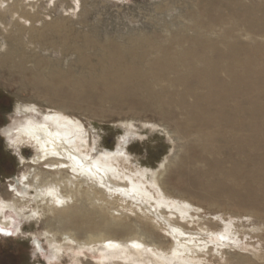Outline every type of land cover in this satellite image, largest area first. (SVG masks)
Wrapping results in <instances>:
<instances>
[{"label":"rangeland","instance_id":"374dc122","mask_svg":"<svg viewBox=\"0 0 264 264\" xmlns=\"http://www.w3.org/2000/svg\"><path fill=\"white\" fill-rule=\"evenodd\" d=\"M207 1L31 0L32 13H36L34 27L39 29L33 34L37 35L38 33L40 38L34 40V42L36 40L38 42L32 43V48L31 46L27 48V55L32 56V61H28L26 65H32V80L37 81H31L27 72H24L25 74L22 76L19 73L9 75L7 71H0V199L6 201L11 199L14 195V190L11 187L15 186V180L20 179L22 173H27L28 170L32 169L33 171L34 168V172L41 171L40 182L51 180L54 175L52 171L46 170V165L44 167L32 161L36 153L33 146L23 142L8 143L1 130L11 125L12 119L15 117L21 119L26 114L40 119L46 113L57 110L81 123L83 136L89 146L87 150L91 149L92 155L103 152L105 149H113L118 139L123 137L125 132L130 131L134 136L126 143L127 146L124 145L126 152L124 156L127 160L119 162L121 167L125 166L124 171L147 169L145 180L148 184L155 182V185L168 193L169 197L188 203L193 208L192 215L196 217L193 219L205 224L206 229L211 232L223 229L224 221L234 225H232V231L237 233V237L241 239L240 247L230 243L227 246L216 245L220 249L213 248V252L211 250L198 252L196 255L199 254L197 258L201 260V264H264V0ZM206 3H209L206 5L207 7ZM209 5H211L210 8ZM231 9H235L236 12L238 9V13L236 14ZM219 10L224 13L222 11L220 13ZM4 21L8 23L7 19ZM35 21L37 22L35 23ZM195 21L196 23H194ZM0 30V54H2L5 51L4 48L12 44V41L6 42L2 28ZM183 30L186 31L187 36ZM182 35L185 37L180 38ZM188 36H191V39ZM196 37L197 39H195ZM202 37L203 41H201ZM213 43H216L217 46ZM228 43L231 46L227 47ZM240 44L243 45L240 46ZM66 45L68 47L64 48ZM198 46L199 48H197ZM57 47L59 48L57 49ZM69 47L71 48L69 49ZM244 51H247V54ZM80 52L84 55H81ZM243 53L245 54L242 55ZM251 53L253 57L250 55ZM217 54L220 57L216 62ZM85 56L87 57L85 58ZM236 56L240 58L238 59ZM249 57H252V60ZM82 59H86V61L82 62ZM116 59H119L120 62ZM121 59L126 61L122 62L123 65H121ZM248 60L250 68H248ZM252 61L254 62L252 63ZM36 62L40 63L38 68L42 76L33 73L37 68ZM116 65L121 66L122 69L128 66L139 67L145 72L141 84L133 83L130 80L129 82L126 76L125 80H121L122 82L118 81V86L112 77H106L108 82L112 81L111 83H108L107 80L103 81L100 69L102 67L113 69V66L117 67ZM90 67H94V69L91 70ZM229 67L231 68L229 69ZM48 72H51L52 82H49L47 76L44 75ZM56 72L67 73L66 77L68 76L67 82L58 88L55 86L59 77ZM188 72L190 73L188 74ZM235 72L237 73L235 74ZM237 75H240L239 78ZM40 77L43 78L42 83ZM75 78L79 81L78 87L70 83ZM111 78L112 80H110ZM240 78L246 82L244 83ZM256 79L258 82L255 81ZM181 80L185 83L181 84ZM223 80L225 81L223 82ZM47 81L52 84L55 82V84H48ZM113 82L114 84H112ZM142 82L145 83V85L143 83L144 86ZM132 83L136 84L135 89L132 87ZM222 83L223 86H221ZM224 85L226 89H224ZM255 86L258 88L256 89ZM119 87L121 88L119 89ZM188 87L190 88L188 89ZM246 88L248 91L251 88L252 94L251 91L248 93ZM237 89L238 91H236ZM227 91H230V94ZM198 92L202 95L200 96ZM237 92H241V95ZM242 95L244 96L243 100L240 99L243 97ZM182 96H184V100ZM209 96L210 98H208ZM246 96L248 97L245 98ZM183 101H185V106ZM211 101L216 104H212ZM222 102L223 104H221ZM234 102L237 105L242 103L243 105H240L242 110L234 105ZM212 105H214V109ZM249 107L251 108L248 109ZM237 118H240V121ZM224 119L225 121H223ZM228 123L229 125L234 123V125L228 128ZM210 124L211 128H206L210 127ZM231 127L238 130L235 131ZM200 136L202 137L200 138ZM218 140L225 143L218 144ZM209 144L212 145L211 148ZM218 165L220 166L218 167ZM63 173L66 174L65 177ZM51 174L53 175L51 176ZM59 176L64 185L68 173H58L55 179L58 180ZM212 179L216 180L215 183L210 182ZM207 180L206 185L204 183ZM76 184L75 182L72 185V191L69 183L65 184L68 187L61 185L64 193L72 194V201L69 204L73 202L72 205L84 207L82 210L94 213H86L87 218L80 216L74 217L73 220V217L71 219L70 216H67L66 211L59 215L58 212H55V208L54 211L49 210L45 202L39 204L38 216H31L24 220L21 224V233L11 235V238L0 235V264H98L95 260L98 257L97 253H94V256L88 253L74 256L64 247L59 259L49 260L48 253H40L31 245L32 239L35 238L48 250L50 240L53 241L52 237H54V241L55 239L58 241V244L59 242L63 244L64 235H70L78 241L86 242L102 238L114 240L137 238L161 250L170 248L172 237L164 232L162 227L156 226L153 221V223L149 222L152 219L144 217L134 207L136 206L135 202L133 203L132 200L118 193L109 196L102 190L89 188L87 185L79 187ZM219 184L222 186L220 187ZM156 186H153V189L157 190ZM148 187L150 186L148 185ZM28 192L30 195L35 194L33 189H29ZM87 192L89 195L86 194ZM26 207L25 214L27 215L31 213L35 203L29 201L26 203ZM98 207L102 209L100 210ZM104 209L105 211H103ZM57 215L59 218L56 217ZM102 215L105 217L101 219ZM70 219L73 220V223ZM146 221L154 224L153 230L151 227L144 226ZM74 222L78 224H74ZM183 225L191 232L200 231L197 224L185 225L183 223ZM206 229L205 231H207ZM183 237H186L183 239L185 247L195 244V240L199 242L212 241L207 235ZM187 237L190 239L188 240ZM180 241L182 242V240ZM209 244H211L209 246L216 247L212 243ZM240 255L250 257L253 263L245 262Z\"/></svg>","mask_w":264,"mask_h":264},{"label":"bare ground","instance_id":"6f19581e","mask_svg":"<svg viewBox=\"0 0 264 264\" xmlns=\"http://www.w3.org/2000/svg\"><path fill=\"white\" fill-rule=\"evenodd\" d=\"M0 0V28H2L3 31V36H5L6 38V42H8V40L12 41V44H9L8 47L4 48L5 51L4 53L0 54V71H7L9 73V75H14L15 73H19L22 76H24L23 74H25L24 72L29 73L28 77H31V81L32 80V65L27 66V62L28 61H32V56H28L27 52H28V47L33 45L32 43H36L38 42V40H36V42H34V40L36 38H40V35L37 33V35L33 34L36 32L37 29H35L36 27H34V20H35V16L36 13H32V3L31 0ZM207 1V0H205ZM222 1H227V0H222ZM208 2V1H207ZM213 2V0H212ZM209 3H206V5H208ZM220 4V3H219ZM227 4V3H226ZM224 5V3H223ZM211 5H209L208 7L210 8ZM207 7V6H206ZM231 8V7H230ZM215 9V8H214ZM216 10V9H215ZM232 10V9H231ZM235 11V9H233ZM232 10V11H233ZM212 11V10H211ZM214 11V10H213ZM220 13L222 10H219ZM227 11V9H226ZM202 12V11H201ZM210 12V10H209ZM215 12V11H214ZM212 12V13H214ZM223 12V11H222ZM236 12V11H235ZM245 13V11H243ZM217 13V12H216ZM224 13V12H223ZM238 13V9L236 14ZM194 15V14H193ZM218 15V14H217ZM221 15V14H220ZM239 16V15H238ZM6 17V18H5ZM195 17V15H194ZM212 17V16H211ZM219 17V16H218ZM38 18V16H37ZM196 18V17H195ZM210 18V16H209ZM214 18V22H215V17L213 15ZM4 19L8 20V23L6 21H4ZM198 19V18H197ZM212 19V18H211ZM210 19V20H211ZM219 19V18H218ZM217 19V20H218ZM41 20V19H40ZM222 20V19H221ZM240 20V19H239ZM39 21V20H38ZM199 21V20H198ZM37 21H35L36 23ZM212 22V21H211ZM241 22V20H240ZM44 23V22H42ZM196 23V21L194 22ZM205 22H203L204 24ZM216 23V22H215ZM214 23V24H215ZM224 23V22H223ZM40 24V23H39ZM198 24V23H197ZM201 26V22L199 23ZM206 26L207 23H205ZM204 24V25H205ZM225 24V23H224ZM186 25V24H185ZM193 25V23H192ZM216 25V24H215ZM39 26V25H37ZM194 26V25H193ZM192 26V27H193ZM198 26V25H197ZM191 27V28H192ZM204 27V26H203ZM185 28V27H184ZM190 29V27H188ZM200 28V27H199ZM202 28V26H201ZM209 28V27H208ZM204 29V28H203ZM206 29V28H205ZM204 29V30H205ZM39 30V29H38ZM37 30V31H38ZM56 30V29H55ZM195 30V29H194ZM193 30V31H194ZM1 31V30H0ZM184 33L186 32L185 30H183ZM215 31V30H214ZM43 32V31H42ZM175 32V31H173ZM181 32V31H180ZM183 33V32H181ZM198 33V32H197ZM201 33V32H200ZM58 34V33H57ZM173 34V33H172ZM187 33H185L186 35ZM195 34V33H194ZM39 35V36H38ZM44 35V34H43ZM55 35V34H54ZM59 35V34H58ZM63 35V34H62ZM174 35V34H173ZM192 35V34H191ZM26 36V37H25ZM57 36V35H56ZM55 36V37H56ZM61 36V35H60ZM187 36V35H186ZM58 37V36H57ZM64 37V36H63ZM178 37V36H177ZM185 37V36H184ZM183 35L180 38H184ZM191 39V36H188ZM198 37V36H197ZM197 37L195 39H197ZM59 38V37H58ZM62 39V36H61ZM60 39V40H61ZM65 39V38H64ZM67 39V38H66ZM179 40V38H177ZM189 39V41H190ZM193 39V40H195ZM57 40V39H56ZM182 40V39H181ZM219 40V39H218ZM5 41V40H4ZM52 41V40H51ZM65 41V40H64ZM175 41H177L175 39ZM183 41V40H182ZM203 41V37L202 40ZM212 41V40H211ZM215 41V40H214ZM222 41V40H221ZM45 42V40H44ZM55 42V41H54ZM68 42V41H67ZM170 42V39H169ZM198 42H200V40H198ZM224 42V41H223ZM173 43V42H172ZM187 43V42H185ZM204 43V42H203ZM225 43V42H224ZM227 43V42H226ZM236 43V42H235ZM28 44V45H27ZM56 45L58 44L55 43ZM178 44V43H177ZM180 44V43H179ZM201 44V43H199ZM216 44V43H215ZM213 43V45H215ZM49 45V44H48ZM51 45V44H50ZM54 45V43H53ZM205 45V44H204ZM243 44H240V46ZM55 46V45H54ZM179 46V45H178ZM201 46V45H199ZM199 46L197 48H199ZM209 46V45H208ZM211 46V45H210ZM217 46V45H215ZM231 45H227V47H229ZM239 46V48H241ZM35 47V44H34ZM50 47V46H48ZM64 47V46H63ZM68 46L66 45L67 48ZM72 47V46H71ZM69 47V49L71 48ZM172 47V46H171ZM171 47H169L171 49ZM203 47V46H202ZM245 47V46H244ZM32 48V46H31ZM59 47H57L58 49ZM73 48V47H72ZM173 48V47H172ZM194 50L195 52L197 51ZM210 48V47H209ZM74 49V48H73ZM79 49V48H78ZM77 49V50H78ZM191 49V48H190ZM187 49V50H190ZM194 49V48H193ZM192 49V50H193ZM205 49V48H204ZM246 49V48H244ZM54 50V49H53ZM56 50V49H55ZM81 50V49H80ZM169 50V49H168ZM212 50V49H210ZM70 51V50H67ZM176 51V50H175ZM180 51V50H179ZM193 51V52H194ZM213 51V50H212ZM220 51V50H218ZM3 52V51H2ZM55 52V51H54ZM58 52V51H57ZM62 52V51H61ZM60 52V53H61ZM74 52V51H73ZM166 52V51H165ZM169 52V51H168ZM183 52V51H182ZM180 52V53H182ZM191 52V51H190ZM192 52V53H193ZM235 52V51H234ZM240 52V51H239ZM238 52V53H239ZM245 52V51H244ZM247 52V51H246ZM245 52V53H246ZM254 52V51H253ZM252 52V53H253ZM77 53V52H75ZM224 53V52H223ZM222 53V54H223ZM230 53V52H229ZM245 53H243L242 55H244ZM252 53L250 54L252 56ZM81 54V52H80ZM84 55V53H82ZM81 54V55H82ZM164 54V53H163ZM166 54V53H165ZM184 54V52H183ZM186 54V53H185ZM189 54V51H188ZM194 54V53H193ZM247 54V53H246ZM249 54V53H248ZM192 55V54H191ZM218 55V54H217ZM241 55V56H242ZM249 55V56H250ZM254 55V53H253ZM182 57V55H180ZM207 56V55H206ZM248 56V55H247ZM256 56V55H255ZM80 57V56H79ZM82 57V56H81ZM80 57V58H81ZM87 56H85L86 58ZM186 57V56H185ZM198 57V56H197ZM220 56L218 55L217 58L215 59V61L217 62V60H219ZM237 57V56H236ZM253 57V56H252ZM252 57L251 58L252 60ZM215 58V57H214ZM238 58V57H237ZM240 58V57H239ZM238 58V59H239ZM243 58V57H242ZM241 58V59H242ZM88 59V58H87ZM188 59V57H187ZM190 59V58H189ZM196 59V58H195ZM194 59V60H195ZM199 59V58H198ZM225 59V58H224ZM38 60H41L38 58ZM115 60V59H114ZM118 62H120L119 59ZM226 60V59H225ZM247 60V59H246ZM250 60V59H249ZM248 60V64L249 61ZM254 60V58H253ZM86 59H82V62H85ZM102 61V60H101ZM101 61H99V63H101ZM201 61V60H200ZM207 61V60H206ZM236 61V60H235ZM110 62V61H109ZM111 62H113V60H111ZM125 63L126 61H122L121 59V63ZM245 62V61H244ZM254 61H252L253 63ZM89 62H87V65ZM97 63V62H96ZM98 63V64H99ZM103 63V62H102ZM123 63L121 65H123ZM152 63V62H151ZM173 63V62H172ZM39 62H36L37 68H35V70L33 71V73H35L37 76H42L41 71L39 70L38 66H39ZM92 64V63H91ZM95 64V63H94ZM176 64V63H175ZM216 64V63H215ZM241 64V63H240ZM247 64V65H248ZM93 65V64H92ZM110 65V63H109ZM129 65V64H128ZM188 65V64H187ZM233 65V64H232ZM231 65V66H232ZM245 65V64H244ZM242 65V68H244ZM246 68H250V64L247 66ZM95 67V65H93ZM117 67L115 68V66H113L114 68H107L106 67H102L101 73H102V77H103V81H106V77H112L114 82H116V86H118V81H123L125 80L124 77L126 76L128 78V81L130 80L133 83H140L141 80L144 79L145 77V72L142 71L141 69H139V67H124V69L121 68V66L116 65ZM180 66V65H179ZM230 66V65H228ZM86 67V66H85ZM94 67H90L91 70L94 69ZM100 67V66H99ZM220 68V67H219ZM223 68V67H221ZM231 67H229L230 69ZM233 68V67H232ZM241 68V69H242ZM247 68V69H248ZM51 70V69H50ZM84 70V69H83ZM86 70V69H85ZM90 70V71H91ZM153 70V69H152ZM221 70V69H220ZM244 70V69H242ZM154 71V70H153ZM209 71V70H208ZM217 71V70H216ZM248 71V70H246ZM6 72V73H7ZM215 72V71H214ZM252 72V71H251ZM257 72V71H255ZM51 72H48V74H44L45 76H47V79L49 80V82H52V75L50 74ZM57 73V72H56ZM162 73V72H160ZM190 72H188L189 74ZM237 72H235L236 74ZM250 73V72H249ZM67 73H63V72H58L57 76L58 80H57V85H55L57 88L61 87L63 84H65L67 82V77H66ZM181 74V73H180ZM203 74V73H202ZM206 74V73H205ZM247 74V72H246ZM124 75V76H123ZM161 75V74H160ZM184 75V74H183ZM204 75V74H203ZM213 75V74H211ZM210 75V76H211ZM250 75V74H249ZM27 76V75H26ZM44 76V77H45ZM166 76V75H165ZM207 76V75H206ZM216 76V74H215ZM231 76V75H230ZM240 75H237V77ZM36 77V76H35ZM217 77V76H216ZM243 77V76H242ZM241 77V78H242ZM244 77L246 78V76L244 75ZM251 77V76H250ZM41 78V77H40ZM39 78V80H40ZM112 78L110 80H112ZM211 78V77H209ZM221 78V77H219ZM239 78V77H238ZM240 78V79H241ZM254 78V77H253ZM23 79V78H22ZM35 79V78H34ZM164 79V78H163ZM179 79V78H178ZM206 79V78H205ZM233 79V78H232ZM27 80V78H26ZM70 80V79H69ZM73 80V81H72ZM70 83H72L74 86L78 87L79 81L77 80V78L72 79ZM109 80V81H110ZM184 80V79H183ZM213 80V77H212ZM235 80V79H233ZM237 80V79H236ZM242 81H244L243 79H241ZM247 80V79H245ZM253 80V79H252ZM37 81V80H34ZM33 81V82H34ZM41 83L43 81V78H41ZM39 81V82H40ZM121 81V82H122ZM129 81V82H130ZM185 81V80H184ZM216 81V79H215ZM225 80H223L224 82ZM257 81V79L255 80ZM47 81L48 84H52L49 83ZM108 82V80H107ZM112 81L108 82L111 83ZM114 82L112 84H114ZM237 83H239L238 81H236ZM235 82V83H236ZM241 82V81H240ZM246 81H244L245 83ZM258 82V81H257ZM45 83V82H44ZM43 83V86H44ZM69 83V82H68ZM124 83L126 84V82L124 81ZM132 83V84H133ZM144 82H142L143 85ZM147 83V82H146ZM185 83L182 82L181 80V84ZM208 83V82H207ZM221 83V82H220ZM219 83V84H220ZM243 83V82H242ZM252 83H256V82H252ZM29 84V81H28ZM55 84V82L53 83ZM52 84V85H53ZM107 84V83H106ZM120 84V83H119ZM135 84V85H136ZM141 84V83H140ZM148 84V83H147ZM218 84V83H217ZM248 84V83H247ZM251 84V83H250ZM131 85V84H130ZM133 84V88L135 89V86ZM145 85V83H144ZM143 85V86H144ZM211 85V83H210ZM235 85V84H234ZM240 85V84H239ZM253 85V84H252ZM256 85V84H255ZM38 86V85H37ZM36 86V87H37ZM42 86V85H41ZM120 86V85H119ZM193 86V85H192ZM197 86V85H196ZM214 86V85H213ZM223 86V83L222 85ZM228 86V85H227ZM230 86V84H229ZM249 86V85H248ZM247 86V87H248ZM254 86V85H253ZM258 86V85H257ZM45 87V86H44ZM43 87V88H44ZM48 87V86H46ZM108 87V86H107ZM131 87V88H132ZM199 87V86H197ZM205 87V85L203 86V88ZM209 87V86H208ZM216 87V86H215ZM218 87V86H217ZM225 87V85H224ZM237 87V86H235ZM251 87V85H250ZM256 87V86H255ZM261 87V86H260ZM40 88V87H39ZM53 88V87H52ZM121 87H119L120 89ZM130 88V89H131ZM190 87H188L189 89ZM200 88V87H199ZM220 88V87H219ZM223 88V87H222ZM252 88V87H251ZM250 88V89H251ZM258 87H256L257 89ZM38 89V88H37ZM47 89V88H45ZM54 89V88H53ZM118 89V90H119ZM123 89V88H122ZM148 89V86H147ZM206 89V88H205ZM211 89V88H210ZM213 89V88H212ZM226 89V87L224 88ZM235 89V88H233ZM241 89H243L241 87ZM248 91V93H250V90ZM260 89V88H259ZM264 89V88H263ZM262 89V90H263ZM193 90V89H192ZM198 90V88H197ZM245 90V88L243 89ZM253 90V89H252ZM260 90V91H262ZM185 91V90H184ZM196 91V90H195ZM221 91V90H220ZM224 91V90H222ZM238 91V89L236 90ZM256 91V90H255ZM137 92V91H136ZM187 92V91H186ZM209 92V90H208ZM228 92V91H227ZM232 92V91H231ZM246 94V91H244ZM254 92V91H253ZM257 92V91H256ZM264 92V91H263ZM184 93V92H183ZM199 93V92H198ZM204 93V92H203ZM213 93V91H212ZM226 93V92H225ZM222 93V94H225ZM230 94V91L228 92ZM228 93H226L227 97H229ZM236 93V92H235ZM239 93V92H237ZM241 93V92H240ZM239 93V95H241ZM255 93V92H254ZM253 93V95H254ZM258 93V92H257ZM257 93H255L257 95ZM262 93V92H261ZM260 93V96H261ZM189 94V93H188ZM206 94V93H205ZM215 94V92L213 93ZM212 94V96H213ZM217 94H219L217 92ZM216 94V95H217ZM221 94V95H222ZM244 94V93H243ZM252 94V91H251ZM186 95V93H185ZM192 95V94H191ZM199 95L201 96L202 94L199 93ZM247 95V94H246ZM263 95V94H262ZM199 96V97H200ZM233 96H234V92H233ZM237 96V95H235ZM243 96V95H242ZM259 96V94H258ZM56 97V96H54ZM184 96H182L183 98ZM198 97V96H197ZM198 97V98H199ZM206 97V95H205ZM215 97V96H213ZM241 97V96H240ZM248 96H246L245 98H247ZM256 97V96H255ZM210 98V96L208 97ZM218 98V97H217ZM220 98V96H219ZM244 98L241 97L240 99ZM252 98V97H251ZM258 98V97H257ZM195 99V98H194ZM230 99V98H229ZM233 99V98H232ZM249 99V98H248ZM184 100V98H183ZM196 100V99H195ZM194 100V102H195ZM213 100V99H211ZM225 100V99H224ZM227 100V99H226ZM243 100V99H242ZM252 101V99H250ZM210 101V100H209ZM215 101V100H214ZM222 101V99H221ZM231 101V100H230ZM238 101V100H237ZM248 101V100H247ZM184 102V106H185V101ZM213 101H211L212 103ZM229 102V101H227ZM239 102V101H238ZM253 102V101H252ZM187 103V102H186ZM210 103V102H209ZM215 103V102H214ZM212 103V104H214ZM225 103V102H224ZM244 103V101H243ZM251 103V102H249ZM264 103V102H263ZM188 104V103H187ZM216 104V103H215ZM223 104V102L221 103ZM226 104V103H225ZM224 104V107H225ZM239 104V103H238ZM242 104V103H241ZM235 104L237 107H240V105ZM246 104V103H245ZM260 104V103H259ZM189 105V104H188ZM192 105V104H191ZM243 105V104H242ZM251 105V104H250ZM187 106V105H186ZM194 106V105H193ZM192 106V107H193ZM214 105H212V108ZM222 106V105H221ZM228 106V105H226ZM246 106V105H245ZM27 107V106H26ZM189 107V106H188ZM223 107V106H222ZM229 107V106H228ZM254 107V106H253ZM23 108V107H22ZM28 108V107H27ZM251 107H249L248 109H250ZM26 109V108H24ZM198 110V108H196ZM208 109V108H207ZM210 109V108H209ZM212 109V110H213ZM225 109V108H224ZM224 109H222L223 113H224ZM228 109V108H227ZM240 109L242 110V106L240 107ZM245 109V108H243ZM32 110V109H31ZM53 110V109H51ZM188 110V108H187ZM192 110V108H191ZM200 110V109H199ZM204 110V109H203ZM206 110V108H205ZM210 110L211 113H213V111L215 110ZM226 110V109H225ZM231 112V108L229 109ZM208 111V110H207ZM206 111V112H207ZM233 111V110H232ZM253 112V111H252ZM21 113V112H19ZM189 113V111H188ZM192 113H195L192 111ZM209 113V112H208ZM217 114V112H215ZM233 113V112H232ZM231 113V114H232ZM198 114V113H197ZM225 114V113H224ZM258 114V113H257ZM192 115V114H191ZM190 115V116H191ZM200 115V114H199ZM199 115H195V116H199ZM202 115V114H201ZM200 115V116H201ZM218 115V114H217ZM259 115V114H258ZM194 116V115H193ZM204 115H202L203 117ZM226 116V114L224 115ZM223 116V117H224ZM229 116V115H228ZM234 116V115H232ZM206 117V116H205ZM209 117V115H208ZM239 117V116H238ZM243 117V116H242ZM188 118V117H187ZM192 118V116H191ZM211 118V117H210ZM215 118V117H214ZM221 118V117H219ZM225 118V117H224ZM190 119V118H189ZM188 119V120H189ZM196 119V118H195ZM240 121V118H237ZM191 120V119H190ZM193 120V118H192ZM206 120V119H205ZM216 120V119H215ZM214 120V121H215ZM231 120V119H230ZM247 120V119H245ZM12 123L11 125L4 127L1 131L3 136L6 138V140L8 141V143H19V142H23L25 144H29L31 146L34 147L35 150V154L34 157L32 158V161L35 162V164L38 165H46V170L52 171L53 174H51V176L53 175V178L51 180H45V181H39V174L41 171L39 172H34V168L33 171L28 170L27 173H22L20 179L17 178V180H15V186L13 185L11 188L14 190V195L11 197V199L9 200H1L0 202V234L7 236V237H11V235H15L17 233H21V224L24 220H26L27 218L31 217V216H38L39 214V210H38V205L39 204H43L44 202L47 204L48 209L51 211L58 212L57 214H64V213H68L67 216H70L71 219L73 217H80V216H86V213L88 214H93V211H84L82 209H84V207H78L75 205L69 204L70 201H72V194H68L66 191V193L63 192V188L61 185H63L61 183V178L59 180H56V176L57 174L61 173V172H67L68 176H67V180L66 183H69V187L70 190L72 191V185H74V183L76 182L79 187L80 185H87L89 188H94L97 190H102L104 193L106 192L107 195L112 196L115 193H118L119 195L128 198L130 200L133 201V203L135 202L136 206H134L135 208H137L144 217L148 218V219H152L151 223L154 222V224L156 226L162 227V229L164 230V232H166L168 235H170V237H172V243L170 244V248L168 250H161L158 249L154 246H151L144 243L141 240H138L137 238H132V239H123V240H114L111 238H107V239H101V240H93V241H78L76 240L74 237L72 236H68V235H64L63 236V244L61 242L58 241H54V237L53 241L50 240V248L48 250H46L41 242L39 240L36 239V242L38 245L37 250L40 253H48L49 257L48 259H52V258H58L60 256H62V249L65 247L66 249H68L70 251V253H72L74 256L76 255H85L86 253L93 255L94 253H97L98 257L95 258V260L98 262V264H121L122 262H124L123 264H201V260L199 258H197L199 256V254L196 255V253L198 252H202L204 250H211L213 248H215V250L220 249V247H217L218 245L224 246V245H236L237 247H240L241 244V239H239L237 237V233L232 231V225L230 222L228 221H224L223 224V229L221 230H217L214 232H211L209 229L207 230L205 224L203 225L202 223H199V221L194 220L196 217L192 215V207L184 202V201H180L174 198L169 197L167 194L165 193L161 188L157 187L155 185V182L152 184H148V182L145 180V176H146V172L148 171L147 169L143 168V169H139V170H127L124 171V167L120 165L119 162H124L125 160H127V158L124 156L126 155L125 152V148L124 145L131 140L132 133L130 131H127L124 133L123 137H120L117 141L116 146L113 149H105L103 152L97 153L96 155H92L90 150H87L89 147L85 141V138L83 136V132H82V125L81 123L72 118L69 117L68 115L63 114L61 111H57L54 110L52 112L46 113L45 115H43L40 119H37L36 116H32V115H24L21 119L16 118L12 119ZM225 121V119L223 120ZM250 121V120H248ZM194 122V121H193ZM212 122V121H211ZM229 122V121H228ZM255 122V120L253 121V123ZM203 123V122H202ZM201 123V124H202ZM206 124V122H204ZM209 123V122H207ZM200 124V123H199ZM198 124V125H199ZM213 124V123H212ZM236 124V123H235ZM260 124V123H259ZM216 125V124H215ZM226 125V124H225ZM224 125V126H225ZM228 128L233 124L229 123L227 124ZM202 126V125H201ZM223 126V129L225 128ZM242 126V125H241ZM240 126V127H241ZM238 127V125H237ZM206 128H211V124L210 127H206ZM214 128V127H213ZM205 129V128H204ZM227 129V128H226ZM225 129V130H226ZM231 129H235L234 127H231ZM217 130V129H216ZM238 130V129H237ZM235 129V131H237ZM245 130V129H244ZM199 131V130H198ZM205 131V130H204ZM234 131V130H233ZM242 132H244L242 130ZM228 133V132H227ZM232 133V132H230ZM200 134V133H199ZM86 135V134H85ZM226 135V134H225ZM236 136V135H235ZM202 136H200L201 138ZM203 137H205V135L203 134ZM255 138V137H254ZM196 139V138H194ZM219 139V138H217ZM216 139V141H217ZM233 139V138H232ZM199 140V139H198ZM209 140V139H208ZM262 140V139H261ZM196 141V140H195ZM194 142V141H193ZM223 142V141H221ZM218 140V144L221 143ZM261 142V141H260ZM197 143V142H196ZM199 143V142H198ZM204 143V142H203ZM225 143V142H223ZM89 144V143H88ZM195 144V143H193ZM200 145V144H199ZM210 148H211V144ZM230 145V143H229ZM258 145V144H257ZM91 146V145H90ZM127 146V144L125 145ZM231 146V145H230ZM242 146V145H241ZM256 146V145H255ZM261 146V144H260ZM198 147V146H197ZM208 147V146H207ZM224 147V145H223ZM205 148V147H204ZM242 148V147H241ZM246 148V147H245ZM257 148V147H256ZM259 148V147H258ZM215 149V148H214ZM240 149V148H239ZM230 150V149H229ZM236 150V149H235ZM256 150V149H255ZM258 150V149H257ZM93 151V150H92ZM227 151V150H226ZM238 151V150H236ZM260 151V150H259ZM204 152V151H203ZM202 152V153H203ZM245 152V151H244ZM252 152V151H251ZM223 153V152H222ZM250 153V152H249ZM215 154V153H214ZM245 154V153H244ZM252 154V153H251ZM257 154V152H256ZM207 155V154H206ZM212 155V154H211ZM235 155V154H234ZM247 155V154H246ZM55 156V157H54ZM197 156V155H196ZM200 156V153H199ZM203 156V154H202ZM216 156V155H215ZM238 156V155H237ZM237 156H236V160H237ZM221 157V156H220ZM241 158V157H240ZM245 158V157H244ZM203 159V158H201ZM243 159V158H241ZM191 160V158H190ZM199 160V159H198ZM234 161V160H233ZM128 162V161H127ZM231 162V161H230ZM235 162V161H234ZM256 162V161H255ZM229 163V162H228ZM211 164V163H210ZM231 164V163H230ZM162 166V163H161ZM220 165H218L219 167ZM45 167V166H44ZM155 168V167H154ZM162 168V167H161ZM51 169V170H50ZM211 169V168H210ZM254 169V168H253ZM156 170V169H155ZM33 172V173H32ZM154 172V171H153ZM217 172V171H216ZM254 172V171H253ZM209 173V171H208ZM252 173V172H251ZM49 174V173H48ZM70 174V175H69ZM253 174V173H252ZM45 175V174H43ZM47 175V174H46ZM63 176L65 177L66 174L63 173ZM223 176V174H222ZM63 177V178H64ZM44 178V177H43ZM49 177L47 176V179ZM157 178V177H156ZM264 178V177H263ZM219 179V178H218ZM224 179V178H223ZM43 180V179H42ZM195 180V179H192ZM214 180V181H212ZM210 182L215 183V179H212ZM231 180V179H229ZM64 181V179H63ZM199 181V180H197ZM208 182V180L204 183L206 184ZM225 182V181H224ZM64 183V185L66 184ZM195 183V182H194ZM197 183V182H196ZM200 184H202L200 181L198 182ZM13 184V183H12ZM257 184V183H256ZM63 185V186H64ZM148 185L150 187H148ZM207 185V184H206ZM153 186L157 187V190H155V188L153 189ZM203 186V185H202ZM220 186V184H219ZM222 186V185H221ZM220 186V187H221ZM65 187H68L67 185H65ZM78 187V188H79ZM218 187V186H217ZM9 188V187H8ZM86 188V187H85ZM11 189V191H12ZM29 189H33L35 191V194H31L28 192ZM87 189V188H86ZM8 190V189H7ZM66 190V188H65ZM77 190V189H76ZM84 190V189H83ZM251 191V190H250ZM31 192V191H30ZM13 193V192H12ZM78 193V192H77ZM94 193V192H93ZM92 193V194H93ZM87 195H89V192L86 193ZM10 195V194H8ZM74 196V195H73ZM78 196V194H77ZM81 196V195H80ZM84 196V195H83ZM117 196V195H116ZM79 197V196H78ZM77 199V197H75ZM81 198V197H80ZM105 198V197H104ZM118 198V197H117ZM88 199V198H87ZM181 199V198H180ZM85 200V199H84ZM108 200V199H107ZM116 200V199H115ZM119 200V199H118ZM33 202L35 203V207L31 210L30 214H25L26 212V203L28 202ZM76 201V200H75ZM78 201V200H77ZM87 201V200H86ZM93 201V200H92ZM121 201V200H119ZM128 202V201H127ZM75 203V202H74ZM77 203V202H76ZM79 203V202H78ZM83 203V202H82ZM81 203V205H82ZM85 203V202H84ZM93 203V202H91ZM100 203V201H99ZM123 203V202H122ZM121 203V204H122ZM31 204V203H30ZM90 204V203H89ZM95 204V203H94ZM79 205V204H78ZM100 205V204H99ZM124 205V204H122ZM126 205V204H125ZM33 206V205H32ZM31 206V207H32ZM98 206V205H97ZM41 207V205H40ZM108 207V206H106ZM123 207V206H121ZM131 207V206H130ZM55 208V209H54ZM100 210L102 208L98 207ZM42 210V208H40ZM54 209V210H53ZM66 211V212H65ZM105 211V209L103 210ZM50 212V211H49ZM54 212V213H55ZM64 212V213H63ZM91 212V213H90ZM111 212V211H110ZM102 213V211H101ZM101 213H99V215H101ZM85 214V215H84ZM106 215V214H105ZM48 216V215H47ZM49 217V216H48ZM57 218H59V216H56ZM65 217V216H64ZM63 217V218H64ZM102 217L105 216H101ZM195 217V218H194ZM36 218V217H35ZM46 218V217H45ZM50 218V217H49ZM48 218V219H49ZM55 218V217H54ZM85 218V217H84ZM87 218V216H86ZM89 218V217H88ZM194 218V219H193ZM53 219V218H52ZM70 219V221H71ZM95 219V218H94ZM198 219V218H197ZM67 220H69V218L67 217ZM72 220V221H73ZM76 220V219H75ZM82 220V219H81ZM91 220V219H90ZM200 220V219H199ZM42 221V220H41ZM49 221V220H48ZM71 221V222H72ZM153 221V222H152ZM47 222V221H46ZM78 222V221H77ZM77 222H74L77 223ZM88 222V221H87ZM92 222V221H91ZM48 223V222H47ZM73 223V222H72ZM101 223V222H100ZM151 223H146L144 224V226L146 227H151V229L153 228L154 224ZM183 223L185 225H196L198 227V229H200L199 232H191L187 229H185L183 226ZM78 224V223H77ZM124 225V224H123ZM143 226V225H142ZM234 226V225H233ZM77 227V226H76ZM89 228L90 225H88ZM85 228V227H84ZM88 228V229H89ZM127 228V227H126ZM96 229V228H95ZM155 229V228H154ZM205 229L207 231H205ZM153 230V229H152ZM156 230V229H155ZM202 230V231H201ZM46 232V231H45ZM152 232V231H151ZM30 234V233H29ZM67 234V233H66ZM69 234V233H68ZM192 234V235H191ZM47 235V233H46ZM49 235V234H48ZM151 235V234H150ZM194 236V235H207V237L209 239H211L212 241H204V242H199L195 240V244H193L192 246L187 245L185 247V241L183 240L186 237L183 236ZM50 236V235H49ZM55 236V235H54ZM152 236V235H151ZM160 236V235H159ZM258 236V235H257ZM14 237V236H13ZM51 237V236H50ZM158 237V236H157ZM164 238V237H163ZM188 238V237H187ZM35 239V238H34ZM190 238H188L189 240ZM198 239V238H196ZM200 239V238H199ZM86 240V239H85ZM182 240V242L180 241ZM184 241V242H183ZM202 241V240H201ZM53 242V243H52ZM57 242V243H56ZM70 242V243H69ZM187 242V241H186ZM197 242V243H196ZM199 242V243H198ZM212 243L213 245H217L216 247H212L209 246ZM96 244V245H95ZM243 247V246H242ZM248 247V246H247ZM68 252V251H67ZM210 252V251H209ZM208 252V253H209ZM213 252V251H212ZM211 252V253H212ZM69 253V252H68ZM204 254V253H203ZM202 254V255H203ZM214 254V253H213ZM51 256V258H50ZM96 256V255H95ZM216 256V255H215ZM241 257L244 258L245 262L247 263H253L252 259H250V257L245 256V255H240ZM93 258V257H92ZM75 259V258H74ZM89 261V260H88ZM93 261V262H96ZM90 263V261H89ZM261 263V262H260ZM95 264V263H93ZM258 264V263H257ZM263 264V263H261Z\"/></svg>","mask_w":264,"mask_h":264},{"label":"water","instance_id":"95a60500","mask_svg":"<svg viewBox=\"0 0 264 264\" xmlns=\"http://www.w3.org/2000/svg\"><path fill=\"white\" fill-rule=\"evenodd\" d=\"M1 233V232H0ZM3 234V233H2ZM37 244V242H36V239H34L33 241H32V245L33 246H35V249L37 250V248H38V245H36ZM38 251V250H37Z\"/></svg>","mask_w":264,"mask_h":264},{"label":"flooded vegetation","instance_id":"af4514ba","mask_svg":"<svg viewBox=\"0 0 264 264\" xmlns=\"http://www.w3.org/2000/svg\"><path fill=\"white\" fill-rule=\"evenodd\" d=\"M1 236H4V235H2V234H0ZM5 237H7V236H5ZM11 238V237H10ZM33 241V240H32ZM32 241H31V245H32ZM32 247L35 249V246H33L32 245Z\"/></svg>","mask_w":264,"mask_h":264}]
</instances>
